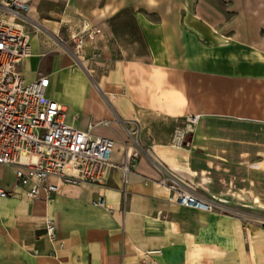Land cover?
Returning <instances> with one entry per match:
<instances>
[{"label":"crops","instance_id":"1","mask_svg":"<svg viewBox=\"0 0 264 264\" xmlns=\"http://www.w3.org/2000/svg\"><path fill=\"white\" fill-rule=\"evenodd\" d=\"M124 9L140 38L110 28ZM37 15L31 25L26 14L30 54L18 70L27 81L48 77L45 94L68 124L113 139L115 165L102 183L51 178L48 199L27 202L21 188L0 198V264H149L154 249L156 264H264V229L236 213L255 199L264 208V193L254 196L255 183L264 191L255 179L256 169L264 176V0H42ZM82 25L100 29L83 39L91 67L59 43ZM176 128L187 131L181 147ZM136 149L123 183L120 164ZM156 165L221 208L169 202ZM13 180L1 165L0 188ZM98 197L105 207L92 204Z\"/></svg>","mask_w":264,"mask_h":264},{"label":"built area","instance_id":"2","mask_svg":"<svg viewBox=\"0 0 264 264\" xmlns=\"http://www.w3.org/2000/svg\"><path fill=\"white\" fill-rule=\"evenodd\" d=\"M28 10L26 0H0V166H11L14 176L9 189L0 188V198L14 196L16 189L21 188L26 201L32 202L41 193L48 199L55 192L56 184L51 178L72 184L102 183L108 169L115 165L111 159L115 143L111 138L94 135L91 125L80 130L68 124L60 105L45 94L48 77L38 73L27 81L18 70V63L30 54L24 28ZM98 33L99 28L82 25L71 41L82 45L84 38L92 40ZM197 118L186 116L187 126L195 124ZM134 132L127 128L129 135ZM186 133L184 128H176L172 145L183 146ZM139 154L137 149L126 153L120 164L123 183L127 181L132 160ZM156 168L163 172L158 183L168 188L169 202L205 212L221 208L218 202L166 173L161 165ZM92 204L103 208L105 200L98 197ZM43 228L46 239L56 241L51 218H44ZM158 254L161 249L147 250L144 257L149 258V264H156L152 256Z\"/></svg>","mask_w":264,"mask_h":264},{"label":"rangeland","instance_id":"3","mask_svg":"<svg viewBox=\"0 0 264 264\" xmlns=\"http://www.w3.org/2000/svg\"><path fill=\"white\" fill-rule=\"evenodd\" d=\"M29 5V11L27 15L29 18H31L33 21L31 25H36L38 23V2L42 0H26ZM111 29L117 34V35H123L124 33H128V37L130 38H140V34L138 31V28L136 26L135 20L131 14V11L129 9H124L120 14L118 13L114 18H112L111 22ZM30 25V24H29ZM30 28V27H29ZM80 31V30H79ZM76 33V31L68 30L67 32L63 31V37H67L66 42H59L63 46L67 48V51L74 57L75 59H80L84 61L85 65L88 62V66L91 67V65H95V63H90L89 59L87 58L90 54V50H93L92 43L91 42H83V44L79 45V42H72L71 38ZM67 35V36H66ZM65 48V49H66ZM95 53V52H94ZM97 58L99 59V55H97ZM97 68H99V71H103V69L108 68L105 65H102L98 63ZM185 124L187 125L186 120H184ZM186 125H184L186 127ZM195 124H193L191 127H193ZM187 134V133H186ZM186 136V135H185ZM261 166V165H260ZM261 168V167H260ZM256 180H262L263 175L261 169L255 170ZM258 172V173H257ZM262 185H259L258 183H255V190H254V196L259 197L260 200L263 198L262 194L264 191L261 188ZM239 198L246 199V192H240ZM250 198V197H249ZM254 206L249 207H243L238 206L236 209L237 216L244 219L245 221L250 220L252 224H255L259 227H262L264 229V208L262 207V200L260 203H258L255 199ZM251 204L252 202L249 201ZM260 258H263V255H259Z\"/></svg>","mask_w":264,"mask_h":264}]
</instances>
